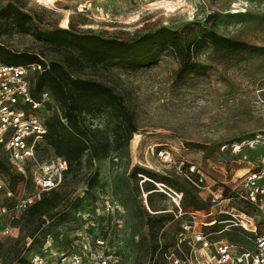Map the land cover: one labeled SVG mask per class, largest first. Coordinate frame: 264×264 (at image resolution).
Instances as JSON below:
<instances>
[{"label":"rangeland","instance_id":"rangeland-1","mask_svg":"<svg viewBox=\"0 0 264 264\" xmlns=\"http://www.w3.org/2000/svg\"><path fill=\"white\" fill-rule=\"evenodd\" d=\"M163 1L182 5L168 11ZM7 4L30 15L42 31L63 29L64 18L67 28L124 41L162 27H193L212 29L254 48L234 55L204 48L194 60L205 66L206 74L182 79L177 78V62L168 52L136 71L80 58L71 74L105 84L120 95L136 132L127 147L111 149L105 158L85 154L80 168L64 177L57 191L63 200L52 218L18 221L12 237L0 247V264H28L33 255L53 263L63 252L77 251L73 237L82 230L107 238L117 264H149L160 231L168 244L186 220L180 214L195 208L211 210L217 221L229 218L221 212L235 209L237 203L228 189L252 171L262 155L255 136L264 133V0H54L52 4L0 0V9ZM0 45L38 55L46 63L63 56L33 34L15 30L0 31ZM55 112L49 110L41 118ZM80 121L92 145L101 151L111 137L109 112L83 114ZM36 148L42 160L53 155L44 142ZM159 151L182 166H168L157 156ZM190 166L204 173L207 189L196 188L194 175L185 172ZM245 212L255 215L251 209ZM198 221L204 218L199 216Z\"/></svg>","mask_w":264,"mask_h":264},{"label":"built area","instance_id":"built-area-1","mask_svg":"<svg viewBox=\"0 0 264 264\" xmlns=\"http://www.w3.org/2000/svg\"><path fill=\"white\" fill-rule=\"evenodd\" d=\"M43 71L38 63L7 65L0 62V149L12 170L24 178L14 191L4 179H0V245L12 237L14 223L42 194L61 185L67 171L63 159L50 155L42 160L37 153L36 146L43 142L47 131L41 114L49 110L58 113L48 92H41L38 99L32 96L34 78ZM255 140L262 148L258 165L228 189L233 195L231 199L247 208L221 212L229 217L222 221L212 219L211 210H187L180 214L179 217L183 215L186 220L179 225L171 242H163V230L160 231L149 264H264V133L256 135ZM157 156L168 166H182L164 151H159ZM185 172L194 175L197 189H207L205 175L197 167L190 166ZM180 200L181 196H178L174 202L178 204ZM249 209L255 215L245 213ZM199 216L204 221L199 222ZM218 225L223 226L217 230L214 227ZM225 234L231 238L223 236ZM73 240L78 245L76 252L67 250L53 263L33 255L28 263H118L115 248L107 238L92 237L82 230L74 235Z\"/></svg>","mask_w":264,"mask_h":264},{"label":"trees","instance_id":"trees-1","mask_svg":"<svg viewBox=\"0 0 264 264\" xmlns=\"http://www.w3.org/2000/svg\"><path fill=\"white\" fill-rule=\"evenodd\" d=\"M10 30L33 34L36 40L44 43L51 51L63 54L60 61L46 63L38 55L15 53L0 45L1 63H38L44 68L42 73L35 76L31 92L34 99H38L41 92H48L58 108V113H53L45 120L47 131L43 142L52 150L54 156L66 161L67 171L64 177L75 168H80L85 154L89 153L91 159L105 158L111 149L118 151L127 147L136 132L133 116L120 95L105 84L71 74L79 64L80 58L93 64L111 63L136 71L154 64L168 52L177 62V78L182 79L192 73L206 74L205 66L194 60L196 53L204 48L210 47L229 55L254 48L245 42L219 35L212 29L201 28L195 31L193 27L180 30L162 27L129 41L81 33L75 31L71 25L66 29L42 31L33 24L30 15L16 5L7 4L0 9V31ZM95 111H108L113 119L111 137L105 140L101 151L98 152L80 121L83 114ZM0 179H4L13 191L24 181L22 175L12 170L4 155H0ZM60 186L42 194L18 221L26 219L27 222L35 223L37 220L44 221L45 217L51 219L52 212L63 200L57 192ZM236 208L243 210L240 204H237ZM192 210L200 211L195 208ZM154 247L155 244L152 250Z\"/></svg>","mask_w":264,"mask_h":264},{"label":"bare ground","instance_id":"bare-ground-1","mask_svg":"<svg viewBox=\"0 0 264 264\" xmlns=\"http://www.w3.org/2000/svg\"><path fill=\"white\" fill-rule=\"evenodd\" d=\"M43 2L45 3H48V4H52L54 0H42ZM161 4L168 10V11H174L175 7L176 6H181V1L177 2V3H172V2H168V1H163L161 2ZM177 9V8H176ZM67 24H68V21L66 18H64L62 21H61V24H60V27L63 28V29H66L67 28ZM242 223L244 225H246L243 221V219H241Z\"/></svg>","mask_w":264,"mask_h":264}]
</instances>
